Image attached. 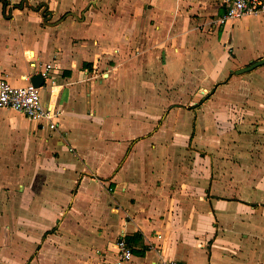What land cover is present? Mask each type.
<instances>
[{"label": "crops", "instance_id": "crops-1", "mask_svg": "<svg viewBox=\"0 0 264 264\" xmlns=\"http://www.w3.org/2000/svg\"><path fill=\"white\" fill-rule=\"evenodd\" d=\"M224 14L0 0V75L60 68L56 130L0 109V264H117L122 232L123 264H264V66L236 74L264 58V15L234 33Z\"/></svg>", "mask_w": 264, "mask_h": 264}, {"label": "built area", "instance_id": "built-area-1", "mask_svg": "<svg viewBox=\"0 0 264 264\" xmlns=\"http://www.w3.org/2000/svg\"><path fill=\"white\" fill-rule=\"evenodd\" d=\"M221 5L225 9V14L218 22L220 27L248 17L264 15V0H221ZM59 69L57 64L44 66L40 71L44 79L43 87H35L31 83L27 86H14L0 75V109L13 110L33 122L46 123L51 130H56L58 127L56 119L60 116V112L44 104L41 90L47 84L52 88L57 85L56 76ZM116 248L118 249L117 264L132 260L133 252L126 241L125 232H122L118 238ZM159 264L174 263L163 259Z\"/></svg>", "mask_w": 264, "mask_h": 264}, {"label": "water", "instance_id": "water-1", "mask_svg": "<svg viewBox=\"0 0 264 264\" xmlns=\"http://www.w3.org/2000/svg\"><path fill=\"white\" fill-rule=\"evenodd\" d=\"M70 15L73 17H77L75 14H70ZM47 24H48V22H47ZM262 66H264V58L253 63V64H251L250 66H248L246 68L239 70L238 72H236V74L242 75V74L251 72V71H253L259 67H262ZM31 84L34 85L35 87H43L44 79L42 78V76L40 74L36 75L31 79Z\"/></svg>", "mask_w": 264, "mask_h": 264}, {"label": "rangeland", "instance_id": "rangeland-1", "mask_svg": "<svg viewBox=\"0 0 264 264\" xmlns=\"http://www.w3.org/2000/svg\"><path fill=\"white\" fill-rule=\"evenodd\" d=\"M250 20V19H249ZM238 22V23H237ZM248 24H250V23H247V21H246V19H243V20H240V21H236V26H235V28H234V33L235 32H238V31H241V28H247V26H248ZM222 28V27H221ZM250 29H251V24H250V27H249ZM249 38V37H248ZM251 49L250 48H248V52L250 51ZM15 152H17V151H15Z\"/></svg>", "mask_w": 264, "mask_h": 264}]
</instances>
